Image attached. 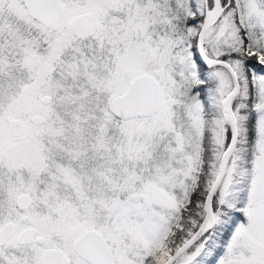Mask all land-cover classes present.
Masks as SVG:
<instances>
[{
    "label": "snow or ice",
    "instance_id": "1",
    "mask_svg": "<svg viewBox=\"0 0 264 264\" xmlns=\"http://www.w3.org/2000/svg\"><path fill=\"white\" fill-rule=\"evenodd\" d=\"M0 264H264V0H0Z\"/></svg>",
    "mask_w": 264,
    "mask_h": 264
}]
</instances>
